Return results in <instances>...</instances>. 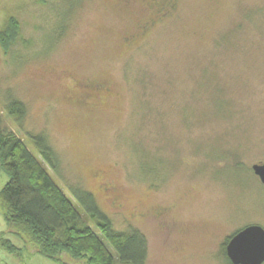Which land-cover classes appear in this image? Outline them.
Returning <instances> with one entry per match:
<instances>
[{
	"label": "rangeland",
	"instance_id": "obj_1",
	"mask_svg": "<svg viewBox=\"0 0 264 264\" xmlns=\"http://www.w3.org/2000/svg\"><path fill=\"white\" fill-rule=\"evenodd\" d=\"M0 0V114L48 174L91 192L116 230H138L145 264H227L222 246L264 229V0ZM20 102V122L7 106ZM8 177L0 172V190ZM0 264H55L7 233Z\"/></svg>",
	"mask_w": 264,
	"mask_h": 264
},
{
	"label": "trees",
	"instance_id": "obj_2",
	"mask_svg": "<svg viewBox=\"0 0 264 264\" xmlns=\"http://www.w3.org/2000/svg\"><path fill=\"white\" fill-rule=\"evenodd\" d=\"M164 12L175 7L176 0H152ZM152 4V3H151ZM18 23L8 21L0 32L4 52L18 36ZM7 116L20 123L26 116L23 104L13 101ZM33 154L24 141L4 126L0 114V172L8 181L0 190V212L7 233L22 241L37 255L55 264H145L147 241L138 230H116L108 215L100 209L91 192L74 186L68 195L48 174L57 175L59 161L42 136L31 138ZM222 246L223 257L230 264ZM0 248L14 257L22 250L0 238Z\"/></svg>",
	"mask_w": 264,
	"mask_h": 264
},
{
	"label": "water",
	"instance_id": "obj_3",
	"mask_svg": "<svg viewBox=\"0 0 264 264\" xmlns=\"http://www.w3.org/2000/svg\"><path fill=\"white\" fill-rule=\"evenodd\" d=\"M251 170L264 186V164L252 165ZM225 255L230 264H264V229L251 225L238 231L228 240Z\"/></svg>",
	"mask_w": 264,
	"mask_h": 264
},
{
	"label": "flooded vegetation",
	"instance_id": "obj_4",
	"mask_svg": "<svg viewBox=\"0 0 264 264\" xmlns=\"http://www.w3.org/2000/svg\"><path fill=\"white\" fill-rule=\"evenodd\" d=\"M150 1H152V0H150ZM153 2V1H152ZM153 5V4H152Z\"/></svg>",
	"mask_w": 264,
	"mask_h": 264
}]
</instances>
